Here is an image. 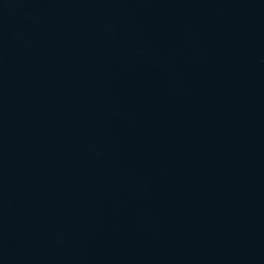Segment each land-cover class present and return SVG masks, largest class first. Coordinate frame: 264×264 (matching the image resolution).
<instances>
[{"label": "water", "instance_id": "water-1", "mask_svg": "<svg viewBox=\"0 0 264 264\" xmlns=\"http://www.w3.org/2000/svg\"><path fill=\"white\" fill-rule=\"evenodd\" d=\"M0 264H264V0H0Z\"/></svg>", "mask_w": 264, "mask_h": 264}]
</instances>
